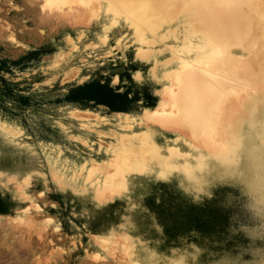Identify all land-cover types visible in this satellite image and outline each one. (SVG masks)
<instances>
[{
	"label": "rangeland",
	"instance_id": "1",
	"mask_svg": "<svg viewBox=\"0 0 264 264\" xmlns=\"http://www.w3.org/2000/svg\"><path fill=\"white\" fill-rule=\"evenodd\" d=\"M57 1L64 2L0 0V62L10 68L0 71V201L5 209L0 213V264H179L181 259L192 264L194 253L199 264H215L238 239L230 226L236 230L246 218L232 197L224 199L229 189L195 201L182 173L161 181L162 171L150 164L160 157L172 156L182 165L194 163V155L209 156L205 171L196 175L211 181L221 166L210 154L224 145L237 121H247L245 129L259 143L264 59L255 70L252 59L238 56L229 63L220 54L230 45L238 49L236 41L250 40L233 42L226 32L219 37L215 22L230 12L222 7L201 8L197 0H85L84 6L82 0L80 6ZM32 52L37 54L25 57ZM19 59L17 67L10 63ZM218 71L230 76L228 118L221 101L218 116L201 136H189L185 146L159 143L157 149L147 137L131 152L119 143L125 135L145 132H155L162 141V134L173 137L154 126L149 131L139 126L141 115L159 106L164 92L183 85L195 88L197 99L202 85L209 92L208 76ZM90 81L126 91L128 111L82 108L62 100L72 86ZM22 97H29L27 105ZM72 110H88L109 122L87 124L71 117ZM125 117L135 120L132 135L116 124ZM166 125L185 129L183 123ZM193 208L202 229L172 234L169 214L181 216ZM15 227L23 237L13 234Z\"/></svg>",
	"mask_w": 264,
	"mask_h": 264
},
{
	"label": "bare ground",
	"instance_id": "2",
	"mask_svg": "<svg viewBox=\"0 0 264 264\" xmlns=\"http://www.w3.org/2000/svg\"><path fill=\"white\" fill-rule=\"evenodd\" d=\"M53 1L54 0H52V2ZM82 1H84V2H81V0L79 2H78V0H73V1L71 0L72 4L73 3L74 4L77 3L79 6L81 4L84 6L85 0H82ZM86 1H88V0H86ZM115 1H117V0H115ZM57 2L58 3L61 2L63 4L65 2H69V1H65L64 0V2H62V1H60V2L57 1ZM80 2H81V4H80ZM197 3H198V7H201V8H205V7L208 8L209 6L212 7V8L222 7V8H225V9H227V10L230 11L227 14H223L215 22V27H216V30H217V32L219 34V37L226 32V34L231 39H233V38H250V40L248 41V43L241 44L240 45V44H238V42L236 41V39H233L234 41L233 40L232 41L233 42L236 41V44L238 45V49L231 50L230 49V46L231 45L229 44L230 45L229 48L228 49L221 50L220 51V54L223 55V56L225 55V57L229 61V63L232 62V61L235 62L240 57H244L245 56V60L246 59H249V60L252 59L251 61L253 62L252 64L255 67V70L258 69L259 66H257V65H258L259 58L262 59V60L264 59V0H197ZM87 4H89V3H87ZM79 9H81V8L79 7ZM191 9H193V8H191ZM188 11H189V9H188ZM194 13H195V11H194ZM196 14L198 15V13H196ZM188 15H191V13L188 14ZM190 19H192L193 21L195 20V19H193L191 17H190ZM196 26H197V24H196ZM220 38H222V37H220ZM226 43H225V45H226ZM221 47H223V46H221ZM238 56H240V57H238ZM211 63H213V62H211ZM259 63H262V62L259 61ZM192 68H195V67L193 66ZM203 71H205V73L207 74V71L208 70H204V68H203ZM260 71L261 70H259V72ZM198 72H200V71H198ZM211 72L212 71H210V73ZM210 73H208V75ZM177 75H178V73L175 75L176 76V79H177ZM208 75H206V76H208ZM182 77H183V75H182ZM208 79H209V83L210 84L209 83H206V84H209V87H208V88H210V89H208L209 92L206 91L207 89H204L203 90V85L200 84V85H202L201 86V89L202 90L200 92L201 98H200V95H199V97L197 99L195 98L196 96L193 95V94H195L194 93L195 88H193L190 85H183V86H180L178 88H176L177 87L176 86L175 87L176 88L175 90L173 88L172 91L169 90V91H166V92L163 93V95H162V101H161V103H160L159 106H157L154 110L145 111L141 115L140 122L138 123L139 126L145 127L147 129V131H149V127L154 126V127H157L159 129L167 132L168 134L172 135L173 137H167L166 135L162 134L161 135L162 138H163V141H162L160 139V135L156 134L155 132H153V135H150L149 133L147 134V132H145L144 134L142 133L141 135L138 134V136H136V134H135V136L128 135L129 137L127 135H125L126 137L125 136L124 137H121L119 143L125 144V146H126L125 148L128 149V150H130L131 152L135 151L138 145L140 146L139 142L146 141V139H148L147 137H150L152 139V143H154L158 147L157 149H160L159 148V143H162V144L167 145V146H170V145H180V144L183 145V146H185L186 145L185 143H186V141H187V139H188L189 136H191V137L192 136L195 137V136H199V135L201 136V133H203V131L206 129V127L210 123H212L214 121V119H215L214 117L218 116V113L217 112H218V109L220 107L219 105H220L221 101H223V112L224 111L227 112L226 113V116L228 118V114H230V112H231V107H233V105H232L233 96L231 95V90H230V76H229L228 71L227 72H223L222 74L219 73V71H218V73H212V74H210L208 76ZM177 80H179V79H177ZM198 80H199V78H198ZM201 81H202V79H200V82ZM203 81L204 82L205 81L207 82V80H203ZM188 82H190V81H188ZM184 83H186V82H184ZM203 84H204L205 87H207L205 83H203ZM171 88H172V86H171ZM192 88H193V90H191ZM197 90L195 92H196V94H199V93H197ZM192 91H193V93H192ZM167 92H170V93L167 94ZM198 92H199V90H198ZM260 100L263 102L262 108L261 107L259 109L257 108V110L258 111L260 110L258 112V114H259L261 120L264 121V94H262L260 96ZM70 116L73 117L76 120L81 121V122H86L87 124L89 122L91 123L93 121H95V122H102V123H108L109 122V120L107 118H105L103 116L102 117H99L98 114L93 113V112L88 111V110H72V111H70ZM134 122H135L134 119L130 120L129 118L125 117L123 119H120L119 118L116 121V124H117V126H120L122 129H126V130H128L131 133V132L134 131L133 130V123ZM167 123H172V124L173 123L174 124L183 123L184 124L183 126L185 127V129H184L185 131L182 128L181 129H177L175 127H170V126L166 125ZM252 125L253 126L251 127V129H254V130L258 129V128H256L255 124H252ZM181 126H182V124H181ZM186 127L189 128V129L187 128V130H189V132H186ZM131 135H132V133H131ZM191 137H189V138H191ZM193 137H192V140H193ZM117 145H118V143H117ZM176 148L178 150V147H176ZM114 149H118V148H114ZM153 149H154L153 150V152H154L155 151V147ZM125 150H124V152H125ZM161 150H162V148H161ZM113 151H111V152H113ZM120 151H121V149H120ZM179 151H178V153H179ZM121 152H123V151H121ZM114 153H116V152L114 151ZM145 153H147V152H145ZM127 154H129V153H127ZM152 154H155V153H152ZM114 155H112V156H114ZM120 156L121 155H119V157ZM178 156H179V154H178ZM157 157H159V155H157ZM171 157L170 158L167 157V159H165L163 157L156 158L157 161L156 162H152L150 164V166L152 168H154V169H160L163 172L168 166H170V165H179L182 162L179 159L172 160ZM193 157L195 158L196 156L194 155ZM168 158L171 159V160H169ZM110 160L113 161L114 159L113 160L110 159ZM111 161H109V162H111ZM152 161H153V159H152ZM113 162H115V161H113ZM133 163H135V161ZM115 164L113 165L114 168H115ZM144 164H146V163H144ZM106 166H107V164H106ZM102 167H103V165H102ZM121 168L122 167H119L120 171H121ZM104 170H103V172H104ZM116 176H117V174H116ZM123 181H125L124 178H123ZM112 183H114V182H112ZM116 185H118V184H116ZM104 187H105V185H104ZM99 188H100V186H99ZM121 189H122V187H121ZM102 191H106V190H104V188H103ZM103 194H105V193L103 192ZM113 194H116V193L114 192ZM97 195H98V193H97ZM11 222L13 223V221H11ZM14 233H19V237H23L24 236V233L21 232L20 230H17L16 227H15V229H13V234Z\"/></svg>",
	"mask_w": 264,
	"mask_h": 264
},
{
	"label": "clouds",
	"instance_id": "3",
	"mask_svg": "<svg viewBox=\"0 0 264 264\" xmlns=\"http://www.w3.org/2000/svg\"><path fill=\"white\" fill-rule=\"evenodd\" d=\"M246 123L243 118L237 121L224 145L210 154L221 166L213 180L202 181L196 175L207 167L209 156L205 155L195 157L194 163L170 165L158 174V179L166 182L174 172L182 173L192 185L195 201L201 196L212 198L219 189H229L223 192L224 199L232 197L239 212L245 214L241 227L229 228L232 235L238 237L234 246L226 248L215 264H264V134H261L259 143L253 142L245 129ZM260 125L264 129V121ZM248 126L253 125L249 123ZM189 190L185 187L186 192ZM192 247L196 252L201 251L196 245ZM179 264H185L184 259ZM192 264H199L195 253L192 254Z\"/></svg>",
	"mask_w": 264,
	"mask_h": 264
},
{
	"label": "trees",
	"instance_id": "4",
	"mask_svg": "<svg viewBox=\"0 0 264 264\" xmlns=\"http://www.w3.org/2000/svg\"><path fill=\"white\" fill-rule=\"evenodd\" d=\"M37 52L28 53L25 57L30 58L35 56ZM24 59V57L22 58ZM21 59L10 62L17 67ZM7 62L2 60L0 62V71L9 72L10 68L6 66ZM127 92L119 93L109 87L108 83H101L100 81H90L78 86H72L67 94L63 97V101L70 104H76L82 108L94 109L98 106L106 107L110 112H125L128 111ZM24 105L28 104L29 97H22ZM155 104H150L148 107L153 108ZM159 187L168 189L170 187L167 183H160ZM161 206L158 207V210ZM163 214L162 210H159ZM5 209L3 203L0 201V213H4ZM170 215V230L172 234H182L188 230L199 232L202 229V220L196 215L195 209L189 212L182 211L181 216L174 214ZM168 233V230L166 231Z\"/></svg>",
	"mask_w": 264,
	"mask_h": 264
}]
</instances>
